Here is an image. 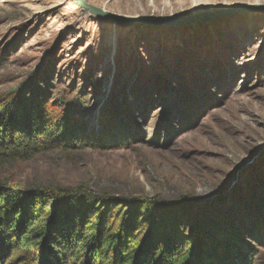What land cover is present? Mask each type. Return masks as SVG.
Listing matches in <instances>:
<instances>
[{
  "label": "rangeland",
  "instance_id": "obj_1",
  "mask_svg": "<svg viewBox=\"0 0 264 264\" xmlns=\"http://www.w3.org/2000/svg\"><path fill=\"white\" fill-rule=\"evenodd\" d=\"M85 1L146 19L264 3ZM7 105L70 135L0 162V184L84 192L76 214L130 246L166 238L194 264H264V12L138 27L75 0H0ZM10 253L34 264L33 249Z\"/></svg>",
  "mask_w": 264,
  "mask_h": 264
},
{
  "label": "trees",
  "instance_id": "obj_2",
  "mask_svg": "<svg viewBox=\"0 0 264 264\" xmlns=\"http://www.w3.org/2000/svg\"><path fill=\"white\" fill-rule=\"evenodd\" d=\"M69 135L64 127L44 125L35 112L7 105L0 113V162L28 158L46 143L67 146ZM71 192H26L15 184H0V264H12V251L31 249L34 264H194L182 245L170 239L128 245L121 231L103 229L101 218L76 214V198L84 192ZM42 201L53 202V208L50 217L41 219L35 208Z\"/></svg>",
  "mask_w": 264,
  "mask_h": 264
},
{
  "label": "water",
  "instance_id": "obj_3",
  "mask_svg": "<svg viewBox=\"0 0 264 264\" xmlns=\"http://www.w3.org/2000/svg\"><path fill=\"white\" fill-rule=\"evenodd\" d=\"M76 3L89 11L90 13L100 17L101 19L113 21L123 26H158V25H169L180 22H204L211 19L223 18L236 16L240 13L249 12V11H262L264 12V3H253L241 5L237 8L229 7L222 8L213 11H207L200 14L184 16V17H174V18H164V19H146V18H137L127 15H121L116 13L108 12L100 7L94 6L85 0H75Z\"/></svg>",
  "mask_w": 264,
  "mask_h": 264
}]
</instances>
